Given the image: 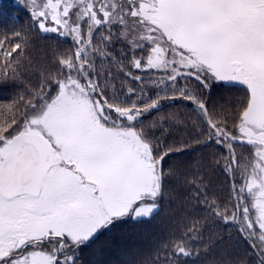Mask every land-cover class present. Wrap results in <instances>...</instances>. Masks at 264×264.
<instances>
[{"label":"snow or ice","instance_id":"1","mask_svg":"<svg viewBox=\"0 0 264 264\" xmlns=\"http://www.w3.org/2000/svg\"><path fill=\"white\" fill-rule=\"evenodd\" d=\"M25 2L36 30L70 37L75 47L38 88L0 104V264H77L81 246L115 222L157 213L162 162L182 149L161 151L141 118L176 99L193 105L185 127L196 142L226 150L232 179L231 210L209 204L199 187L194 201L237 225L255 264H264V0ZM8 40L0 39V80L17 77L27 57V35L14 33L6 47ZM133 70L156 75L146 85ZM121 75L139 90L123 92L124 80L118 90ZM214 82L237 87L242 98L210 110L202 92ZM167 119L169 127L184 123ZM198 224L172 242V256L192 255L185 237Z\"/></svg>","mask_w":264,"mask_h":264},{"label":"trees","instance_id":"2","mask_svg":"<svg viewBox=\"0 0 264 264\" xmlns=\"http://www.w3.org/2000/svg\"><path fill=\"white\" fill-rule=\"evenodd\" d=\"M29 8L24 0H19V3L0 0V39L9 37L5 46L11 44V37L16 32L29 37L27 57L19 75L0 80V104H8L19 95L38 88L42 75L57 72L58 58L69 55L75 47L70 38L63 39L57 33L44 34L36 30ZM121 49L120 44L112 49L117 61L121 59ZM105 67L114 74L119 70L107 61ZM133 71L145 77L146 85L148 79L156 75L155 72L153 76L152 73ZM122 80L125 81L123 92L126 93L127 87L139 90L138 82L126 80L122 75L115 79L118 90ZM155 91V88H148L149 95ZM242 96L243 92L234 86L217 82L202 92L210 110H227L230 105L235 106ZM170 114L178 116L184 123L169 127L167 117ZM141 119L150 136L160 144L161 151L168 146L182 149L170 153L162 162L164 195L160 199L159 210L143 222L126 219L101 231L79 249L77 264H165L166 254L170 264H255L256 258L250 254L252 249L238 232L237 225L225 224L214 218L205 204H197L193 199L199 187L201 196L206 194L209 204L215 201L221 209L227 205L229 210L233 204L232 179L223 170L226 150L211 142L205 144L203 137L197 143L193 130L185 127L186 124L190 126L194 119L191 102L183 99L162 101L159 110ZM154 122L162 123L163 128L153 127ZM193 221H199V232L188 233V237L195 235V239L185 237L192 255L172 256V242L179 240Z\"/></svg>","mask_w":264,"mask_h":264},{"label":"rangeland","instance_id":"3","mask_svg":"<svg viewBox=\"0 0 264 264\" xmlns=\"http://www.w3.org/2000/svg\"><path fill=\"white\" fill-rule=\"evenodd\" d=\"M12 2H17V3H19V0H11ZM25 1V0H24ZM26 5H28L27 3H26ZM30 9V8H29ZM44 34H50V33H44ZM63 39H68V38H70V37H62ZM71 39V38H70ZM151 75H153L154 76V72L151 74ZM217 83H221L222 84V82H217ZM224 84V83H223ZM226 85V84H225ZM174 101H176V100H174ZM173 109H175V108H173ZM173 109H172V112H173ZM239 152V151H238ZM244 154L245 155H248L247 153V151L244 149ZM240 153V152H239Z\"/></svg>","mask_w":264,"mask_h":264},{"label":"flooded vegetation","instance_id":"4","mask_svg":"<svg viewBox=\"0 0 264 264\" xmlns=\"http://www.w3.org/2000/svg\"><path fill=\"white\" fill-rule=\"evenodd\" d=\"M235 88H236V90H239L237 87H235ZM245 150L248 152L247 148H245ZM237 151L241 152V151H244V149H240V148H238ZM247 154H249V153H247ZM91 241H92V240H91ZM91 241H90V242H91ZM90 242H89V243H90ZM89 243H88V244H89ZM81 247H83V246H81Z\"/></svg>","mask_w":264,"mask_h":264},{"label":"water","instance_id":"5","mask_svg":"<svg viewBox=\"0 0 264 264\" xmlns=\"http://www.w3.org/2000/svg\"><path fill=\"white\" fill-rule=\"evenodd\" d=\"M208 143H210V142H206L205 144H208Z\"/></svg>","mask_w":264,"mask_h":264}]
</instances>
